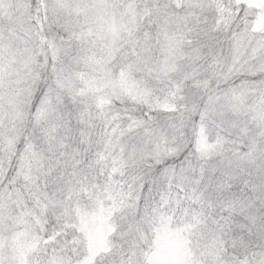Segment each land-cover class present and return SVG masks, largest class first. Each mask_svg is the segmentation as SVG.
Returning <instances> with one entry per match:
<instances>
[{
  "label": "snow or ice",
  "instance_id": "obj_1",
  "mask_svg": "<svg viewBox=\"0 0 264 264\" xmlns=\"http://www.w3.org/2000/svg\"><path fill=\"white\" fill-rule=\"evenodd\" d=\"M0 264H264V0H0Z\"/></svg>",
  "mask_w": 264,
  "mask_h": 264
}]
</instances>
